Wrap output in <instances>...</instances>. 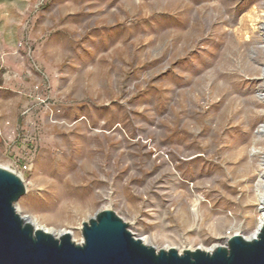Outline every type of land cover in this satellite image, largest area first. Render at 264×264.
<instances>
[{"label":"rangeland","instance_id":"374dc122","mask_svg":"<svg viewBox=\"0 0 264 264\" xmlns=\"http://www.w3.org/2000/svg\"><path fill=\"white\" fill-rule=\"evenodd\" d=\"M263 34L264 0H0V167L22 177L19 214L76 243L106 209L156 249L249 239Z\"/></svg>","mask_w":264,"mask_h":264},{"label":"water","instance_id":"95a60500","mask_svg":"<svg viewBox=\"0 0 264 264\" xmlns=\"http://www.w3.org/2000/svg\"><path fill=\"white\" fill-rule=\"evenodd\" d=\"M262 83L264 92V70ZM24 194L22 177L0 167V264H264V218L253 238L233 235L211 252H178L144 244L106 209L82 222L76 243L68 232L54 236L21 216L16 205ZM261 203L264 209V194Z\"/></svg>","mask_w":264,"mask_h":264},{"label":"bare ground","instance_id":"6f19581e","mask_svg":"<svg viewBox=\"0 0 264 264\" xmlns=\"http://www.w3.org/2000/svg\"><path fill=\"white\" fill-rule=\"evenodd\" d=\"M263 35H264V34H263ZM263 98H264V96H263ZM257 135H258V136H262V137H264V124H262V125L259 127V129H258V131H257ZM261 166H262V169H263L262 172H261V182H262V183H261L260 187H259V188L257 189V191H256V199H257V202H258V205H259L260 217H259V220H258V225H257V227H256V231L251 235L250 238H253V237L255 236V234H256V232H257V229H258V227L260 226V224H261V222H262V220H263V218H264V209H263V207H262V203H261V201H262V197H263V194H264V163H263V162H262ZM197 204H198V199H196L195 202H194V210H193V214H194V216H196V217H197V215H198L197 210L195 209V207L197 206ZM26 220H27L29 223H31V224L34 226V228H39V226H38L36 223H34L31 219L26 218ZM43 230H44V229H43ZM237 230H240L239 227L237 228ZM45 231H46V230H45ZM46 232H47V231H46ZM62 232H64V231H62ZM62 232H59V234L62 233ZM226 234H228V233H226ZM237 234H238V233H235V235H237ZM54 236H57V235H54ZM228 238H229L228 235H226V236L220 238L219 243L213 245V246H212L211 248H209V249H203L202 247H201V248L199 247V248H196V249H200V250H202V251H206V252H211L212 250H214V249L217 248L218 246H224ZM80 242H81V240H80ZM80 242H79V243H80ZM142 242H143L144 244H146V245H149V242H148L147 239H142ZM164 249L166 250V249H168V248H164ZM183 250H190V249L187 248V247H184ZM193 250H194V249H193ZM180 252H181V251H180Z\"/></svg>","mask_w":264,"mask_h":264}]
</instances>
